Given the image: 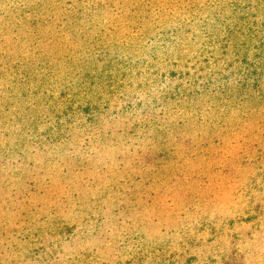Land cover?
Here are the masks:
<instances>
[{
  "label": "rangeland",
  "instance_id": "374dc122",
  "mask_svg": "<svg viewBox=\"0 0 264 264\" xmlns=\"http://www.w3.org/2000/svg\"><path fill=\"white\" fill-rule=\"evenodd\" d=\"M0 264H264V0H0Z\"/></svg>",
  "mask_w": 264,
  "mask_h": 264
}]
</instances>
